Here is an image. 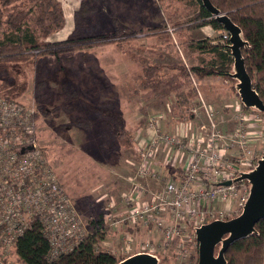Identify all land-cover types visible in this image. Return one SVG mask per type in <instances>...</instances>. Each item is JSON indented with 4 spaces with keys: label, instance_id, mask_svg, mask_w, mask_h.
I'll return each mask as SVG.
<instances>
[{
    "label": "rangeland",
    "instance_id": "rangeland-1",
    "mask_svg": "<svg viewBox=\"0 0 264 264\" xmlns=\"http://www.w3.org/2000/svg\"><path fill=\"white\" fill-rule=\"evenodd\" d=\"M59 1L62 4L66 25L49 41L53 43L64 41L78 22L85 26L80 32L93 39H88L84 44L79 43L77 48L73 45L61 46L58 48V54L42 55L37 59V63L25 66L24 73L28 86L18 100L26 109L35 112L37 150L53 171L64 193L74 202L86 232L91 231L90 221L93 220L103 219V223L109 225L101 251L109 250L121 257L132 256L134 253L146 251L143 248L144 243L150 240L159 264L184 262L195 264L199 255L197 243L193 240L194 227L197 223L193 221L185 226V233L190 238L184 237L165 250L153 224L146 225L140 220L135 228H131L132 224L125 219L134 208L126 205L121 198L125 193L138 195L145 191L141 193L139 201L142 203L150 201L152 194L164 189L168 176L180 174L178 168L165 167L167 153L163 152L161 155L163 160L161 158L158 160L164 166L160 174L148 175V178L144 179L138 176L142 163L139 149L147 137L144 131L148 119L162 115L163 120L174 116H180L185 120L190 115L189 109L180 107L178 99L181 93L171 92L167 79L164 78L167 74L173 73L171 66L185 64L175 59L172 47L149 46L146 41H142L148 34L165 36L168 34L166 25L143 30L128 28L125 23L126 8L124 4L120 8L122 3L116 4L117 0ZM83 3L91 8L90 13L77 14ZM157 9L162 11L159 6ZM182 9V21L174 24L176 31L180 33L190 28V21L197 14L192 12L194 7L189 3ZM128 29L134 30L132 37L135 39L128 38L131 36L126 35ZM3 34L4 30L0 29V37H3ZM143 61L153 66H163L158 72L159 78L155 77L152 84L150 82L153 77L146 79L144 76L146 65ZM155 84L158 86L157 89L150 87ZM188 87L186 86L184 92ZM113 116L121 117L133 134L130 146L121 145L113 135V131L115 132ZM74 119L90 120L92 124L89 127L77 126L73 122ZM181 126V131L177 132L174 128L162 126L160 128L162 133L183 135L186 131V122ZM255 129L253 130L258 132L257 135H262V131L257 130L261 129L260 127ZM217 130L222 132L219 126ZM246 130L250 129L247 127ZM199 133L204 134V130ZM188 144L189 138H183L180 149L177 146L173 151L178 148L180 157L187 156L191 153ZM249 149L257 156L264 154V140L257 146L249 143ZM239 155L226 158L237 162ZM131 177L133 181L129 180ZM139 180H143L141 183L147 182L145 183L147 185H144L145 189H136L141 186ZM133 183L138 185L135 186ZM239 208L237 203H233L227 212L228 215L226 214L227 218L239 216L241 214ZM109 213L112 214L113 220L105 222L104 217ZM210 219L207 217L205 221L208 222ZM117 221L119 224L113 225L112 222ZM129 233L130 242L126 240ZM219 248L220 246L216 248V254ZM0 258L8 259L9 264H21L16 261L14 253L6 255L1 245Z\"/></svg>",
    "mask_w": 264,
    "mask_h": 264
},
{
    "label": "built area",
    "instance_id": "built-area-1",
    "mask_svg": "<svg viewBox=\"0 0 264 264\" xmlns=\"http://www.w3.org/2000/svg\"><path fill=\"white\" fill-rule=\"evenodd\" d=\"M229 41L230 34L222 33L221 42L229 47ZM250 110L252 112L248 114H240L239 126L230 136L217 130L212 114H208L210 126L207 137L162 133L160 123L164 117H150L146 140L139 149L142 163L138 176L144 179L148 175L161 173L164 166L157 160L160 152L167 153L165 167L178 168L180 174L170 176L164 189L152 194L150 201H139L141 193L145 191L138 195L125 193L121 196L126 205L134 208L125 219L132 224L131 228H135L140 220L146 225L153 224L166 250L176 241L189 237L185 233V226L194 221L197 224L193 240L198 246L197 228L212 221L231 219L227 218V212L233 203H237L242 212L251 186L248 181L237 179L242 173L253 171L264 157V154L257 156L249 149L251 137L246 130L249 126H259L264 136V113L255 108ZM35 122L33 110L26 109L19 100L9 101L0 97V245L6 255L15 254L16 242L39 218L52 245L51 258L56 260L70 253L88 233L74 202L64 193L37 150ZM202 130L207 131V128L202 127ZM183 138H189L191 153L180 157ZM236 145L241 154L237 162H232L226 158L223 150ZM177 146L179 149L173 151ZM227 182L231 184L226 185ZM139 188L144 189L142 186L136 187ZM207 217L211 218L208 222L205 221ZM104 220L111 222L112 214L105 215ZM112 223L119 224L118 221ZM126 240L131 241V233ZM143 248L146 251L136 254L148 253L157 257L150 240H146ZM107 252L111 253L109 250Z\"/></svg>",
    "mask_w": 264,
    "mask_h": 264
},
{
    "label": "trees",
    "instance_id": "trees-1",
    "mask_svg": "<svg viewBox=\"0 0 264 264\" xmlns=\"http://www.w3.org/2000/svg\"><path fill=\"white\" fill-rule=\"evenodd\" d=\"M199 12L193 16L191 23L195 26H211L223 31V26L203 6L201 0ZM211 3L226 14L241 29L242 38L248 46L242 49L245 66L250 75L254 89L264 101V0H210ZM91 8L83 3L77 14L90 13ZM66 20L62 4L59 0H0V29L4 30L0 37V97L9 101H17L27 90L24 68L45 54H58L61 46L85 43L91 36H84L80 31L85 28L83 23H77L68 37L53 43L49 39L65 28ZM126 35H134V30L128 29ZM103 38V37H100ZM88 45V43L86 44ZM89 46V45H88ZM216 48H223L220 43ZM144 62L146 79L159 78L162 65H150ZM176 73L164 76L171 92L179 91L190 84V73L197 78L219 74L220 69L191 68L184 65L170 67ZM24 76V79H23ZM147 86V85H146ZM153 89L158 86L151 85ZM189 90L188 93H192ZM99 107V106H98ZM245 109L250 110L252 108ZM114 117V118H113ZM115 136L121 145L130 146L133 134L128 130L124 120L113 116ZM77 126L89 127L90 120L74 119ZM91 231L84 241L80 242L70 253L61 255L58 259L51 258L52 245L46 235L44 226L37 218L24 232L15 244L16 261L21 264H118L126 258L101 251L109 225L103 219L90 221ZM136 254V253H134ZM133 254V255H134ZM227 264H264V219L256 224V233L252 236L231 244L225 253ZM1 259V258H0ZM4 264L9 260L1 259ZM198 261L196 260V264Z\"/></svg>",
    "mask_w": 264,
    "mask_h": 264
},
{
    "label": "crops",
    "instance_id": "crops-1",
    "mask_svg": "<svg viewBox=\"0 0 264 264\" xmlns=\"http://www.w3.org/2000/svg\"><path fill=\"white\" fill-rule=\"evenodd\" d=\"M184 2L182 0H161V2H157V0H146L145 2L143 0H117L116 4L122 3L120 4V8L124 4L126 8L125 23L128 28L143 30L145 28H153V26L166 25V32L168 31V34L165 36H151L148 34L142 38V41H146L149 46L172 47L175 51V59L179 63H184L186 67H189L188 69L193 67H212L221 70L219 74L200 79L193 73H190L189 87L186 92H184L186 87L179 90L181 97L178 99L180 107L189 109V118L187 117L186 121L180 116H174L167 120H163V118L160 123L162 124L161 126L168 129L174 128V131L177 132L181 131V125H184L186 122V131L184 133L189 136L205 135L207 137L210 126L208 114H212L213 121L221 128L222 133L225 136L233 135L239 126L238 117L240 114L242 112L248 114L252 110L244 108L237 90L238 82L231 76L234 73V58L228 45L221 42L222 33L227 31L215 30L209 25L197 27L194 26V23H190L189 29H185L183 33L177 32L175 25L182 21V8L189 3L194 7L192 11L194 14L198 13L200 9L198 0ZM153 5L159 6L162 8V11L160 12ZM137 40H140V38H137ZM217 43H220L223 48H216L215 45ZM173 73H176V71L174 70ZM189 90L193 92L189 94ZM202 127L207 128L204 134L199 133L202 131ZM258 127L256 126L255 128ZM248 128L250 129L248 132L251 135L252 145L257 146L259 142H263V135H257L256 133L258 132H255L256 129L253 127L249 126ZM257 130L260 131V129ZM145 133L146 130L144 131ZM223 152L231 158L241 154L238 146L232 149L231 147H227ZM162 153H159L157 160L161 158ZM129 180L133 181V178L131 177ZM141 181L139 183L144 187L147 182L141 183ZM133 184L138 185L137 183ZM157 184L159 183L157 182Z\"/></svg>",
    "mask_w": 264,
    "mask_h": 264
},
{
    "label": "water",
    "instance_id": "water-1",
    "mask_svg": "<svg viewBox=\"0 0 264 264\" xmlns=\"http://www.w3.org/2000/svg\"><path fill=\"white\" fill-rule=\"evenodd\" d=\"M203 6L212 14L225 31L230 34L229 49L234 58V73L231 76L238 80L237 90L245 107L255 108L264 113V101L253 87L252 79L247 72L242 49L248 42L242 38L241 29L227 16L222 14L210 0H201ZM250 183V194L241 214L235 218L216 220L196 229L198 242L197 264H227L225 253L236 241L246 239L256 233V224L264 219V157L256 168L249 173H242L237 181ZM227 182L226 185H230ZM220 246L216 254V248ZM0 264H4L0 260ZM118 264H159V259L148 253L134 254Z\"/></svg>",
    "mask_w": 264,
    "mask_h": 264
}]
</instances>
